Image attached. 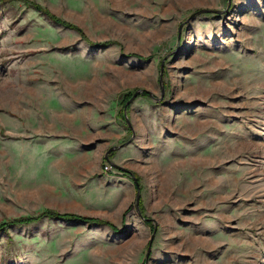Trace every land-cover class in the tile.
<instances>
[{
  "label": "rangeland",
  "instance_id": "374dc122",
  "mask_svg": "<svg viewBox=\"0 0 264 264\" xmlns=\"http://www.w3.org/2000/svg\"><path fill=\"white\" fill-rule=\"evenodd\" d=\"M0 264H264V0H0Z\"/></svg>",
  "mask_w": 264,
  "mask_h": 264
}]
</instances>
